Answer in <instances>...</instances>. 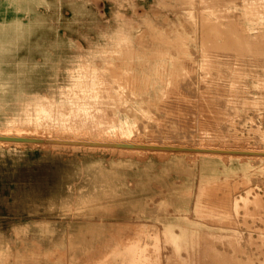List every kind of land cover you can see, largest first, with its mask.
Here are the masks:
<instances>
[{
  "label": "rangeland",
  "instance_id": "rangeland-1",
  "mask_svg": "<svg viewBox=\"0 0 264 264\" xmlns=\"http://www.w3.org/2000/svg\"><path fill=\"white\" fill-rule=\"evenodd\" d=\"M261 1L0 0V136L18 128L44 141L153 142L254 155L0 143V166L24 169L22 178L31 172L39 185L48 181L55 215L39 227L5 223L8 211L0 206V264H264V158H256L264 156ZM205 19L241 35L216 32ZM33 225L36 235L28 238ZM224 231L230 236L220 237Z\"/></svg>",
  "mask_w": 264,
  "mask_h": 264
},
{
  "label": "bare ground",
  "instance_id": "bare-ground-1",
  "mask_svg": "<svg viewBox=\"0 0 264 264\" xmlns=\"http://www.w3.org/2000/svg\"><path fill=\"white\" fill-rule=\"evenodd\" d=\"M189 1H190V0H189ZM191 1H192V0H191ZM226 1H227V0H226ZM237 1H238V0H237ZM260 1H261V0H260ZM151 2H152V1H151ZM161 2H162V1H161ZM183 2H184V1H183ZM228 2H229V1H228ZM228 2H227V3H228ZM253 2H254V0H253ZM255 2H256V1H255ZM184 3H185V2H184ZM186 3H187V2H186ZM188 3H190V2H188ZM213 3H214V2H212L211 4H213ZM216 3H218V2H216ZM221 3H222V2H221ZM229 3H230V5H231L232 2H229ZM240 3H241V2H240ZM261 3H262V1H261ZM261 3H260V5H261ZM232 4H233V3H232ZM185 5H186V4H185ZM221 5L223 6V4H221ZM237 5H238V2H237ZM239 5H240V4H239ZM239 5H238V6H239ZM246 5H248V4H246ZM252 5H253V3H252ZM183 6H184V4H183ZM188 6H189V5H188ZM195 6H196V5H195ZM213 6H216L215 9H219V8H217V7H218V4L213 5ZM219 6H220V5H219ZM222 6H221V7H222ZM232 6H233V5H232ZM234 6H235V5H234ZM157 7H158V6H157ZM221 7H220V10H219V11H221ZM199 8H201V6H200ZM225 8H226V7H225ZM241 8H242V7H241ZM244 8H245V7H244ZM201 9H202V8H201ZM201 9H200V10H201ZM127 10H128V9H127ZM158 10H160V9H158ZM197 10H198V9H197ZM197 10H195V11H197ZM200 10H199V11H200ZM242 10H243V9H242ZM215 11H217V10H215ZM215 11H213V13H214ZM219 11H218L217 13H219ZM180 12H181V11H180ZM245 12H246V11H245ZM258 12H259V10H258ZM260 12H261V11H260ZM199 13H200V12H199ZM209 13H211V12H209ZM217 13H216V14H217ZM247 13H248V12H247ZM162 14H163V13H162ZM165 14H166V13H165ZM165 14H163V15H165ZM190 14H191V13H190ZM190 14H189V15H190ZM192 14L194 15L193 12H192ZM200 14H201V13H200ZM200 14H199V15H200ZM207 14H208V13H207ZM216 14H215V15H216ZM253 14H254V13H253ZM166 15H167V14H166ZM187 15H188V14H187ZM196 15H197V14H196ZM213 15H214V14H213ZM217 15H218V14H217ZM219 15H220V13H219ZM240 15H241V14H240ZM200 16H201V15H200ZM211 16H212V13H211ZM223 16H224V15H223ZM238 16H239V15H238ZM134 17H135V15H134ZM152 17H153V16H152ZM195 17H196V16H195ZM195 17H194V18H195ZM201 17H202V16H201ZM201 17H200V20L202 21V18H201ZM221 17H222V16H221ZM247 17H248V15H247ZM186 18H187V17H186ZM135 19H136V18H135ZM198 19H199V18H198ZM209 19H210V18H209ZM220 19H221V18H220ZM228 19H229V18H228ZM241 19H242V17H241ZM248 19H249V18H246V20H248ZM195 20H196V19H195ZM203 20H204V18H203ZM205 20H206V19H205ZM188 21H189V19H188ZM206 21H207V20H206ZM206 21H205V22H206ZM250 21H251V19L248 20V22H250ZM255 21H256V20H255ZM205 22H204V23H205ZM208 22H209V20L207 21V23H208ZM213 22H215V21H213ZM213 22H212V23H213ZM231 22H232V21H231ZM242 22H243V21H242ZM253 22H254V20H253ZM141 23H142V22H141ZM207 23H206L205 25H207ZM212 23H211V24H212ZM216 23H217V21H216L215 23H213V24H216ZM229 23H230V21H229ZM195 24H196V23H195ZM201 24H202V23H201ZM209 24H210V23H208V25H209ZM219 25H220V26L223 25V27L226 26V25L223 24V23H222V24H217V26H219ZM224 25H225V26H224ZM143 26H144V25H143ZM209 26H210V25H209ZM209 26H208V27H209ZM213 26H215V25H212V26H210V27H213ZM217 26H216V27H217ZM201 27H205V26H202V25H201ZM210 27H209V28H210ZM216 27H213V28H216ZM233 27H234V26H233ZM235 27H236V26H235ZM145 28H146V27H145ZM147 28H148V26H147ZM218 28H221V27H217V29H218ZM186 29H187V28H186ZM196 29H197V28H196ZM199 29H200V28H199ZM211 29H212V28H211ZM221 29H222V28H221ZM225 29H226V28H224V31H222V30H221V31L224 33V32L226 31ZM230 29H231V25H230ZM203 30H204V29H203ZM213 30H214V29H213ZM218 30H219V29H218ZM238 30H239V29H238ZM149 31H150V30H149ZM204 31H207V30L205 29ZM221 31H220V30H219V31L216 30V32H220V33L222 34ZM227 31H228V30H227ZM227 31H226V32H227ZM231 31H234L233 28L231 29ZM199 32H200V31H199ZM209 32H210V29H209ZM209 32H208V33H209ZM213 32H214L216 35L218 34V33H216L215 31H213ZM213 32L211 31L212 34H211V33H210V34L213 35ZM229 32H230V31H229ZM229 32H227V33H229ZM203 33H204V32H203ZM206 33H207V32H206ZM208 33H207V34H208ZM227 33H225V34H227ZM230 33H231V32H230ZM230 33H229V34H230ZM235 33L237 34V32H235ZM235 33H231V34L236 35ZM247 33H248V32H247ZM151 34H153V33H151ZM155 34H156V33H155ZM215 34H214V36H215ZM225 34H223V36H224ZM231 34H230V35H231ZM239 34L241 35V32H240ZM239 34H237L236 38H239V37H238ZM178 35H179V33H178ZM211 35H210V36H211ZM227 35H228V34H227ZM227 35H225V37H226ZM258 35H259V37L261 36V34H258ZM157 36H158V35H157ZM148 37H149V36H148ZM177 37H178V36H177ZM181 37H182V36H181ZM202 37H203V36H202ZM208 37H209V36H208ZM208 37H207V38H208ZM212 37H213V36H212ZM212 37H211V38H212ZM215 37H216V39H217V36H215ZM215 37H214V40H215ZM228 37L230 38V41H232V40L234 39V36H231V37H230V36L228 35ZM240 37L243 38L244 36H243V37L240 36ZM255 37H256V36H255ZM255 37H252V38L255 39ZM261 37H262V36H261ZM152 38H153V37H152ZM178 38H179V37H178ZM218 38L221 39V36L219 37V35H218ZM229 38H228V40H229ZM249 38H251V37H248V39H249ZM252 38H251V39H252ZM256 38H257V37H256ZM263 38H264V37H263ZM203 39H204V37H203ZM231 39H232V40H231ZM246 39H247V38H246ZM260 39H262V38H259V41H262V40H260ZM158 40H159V39H158ZM160 40H161V39H160ZM165 40H166V39H165ZM210 40H213V38L210 39ZM222 40H223V39H222ZM222 40H221V41H222ZM243 40H245V39L240 40L241 43L243 42ZM156 41H157V40H156ZM166 41H167V40H166ZM173 41H174V40H173ZM183 41H186V40H183ZM223 41H225V39H224ZM249 41H250V40H249ZM249 41H248V42H249ZM255 41H256V40H255ZM263 41H264V40H263ZM157 42H158V41H157ZM160 42H161V41H160ZM176 42H177V41H176ZM176 42H175V43H176ZM203 42H204V41H203ZM203 42H201V43H203ZM209 42H210V41H209ZM215 42H216V41H214V43H215ZM226 42H227V41H226ZM245 42H246V41H245ZM245 42H243V45L245 44ZM248 42H247V43H248ZM252 42H253V40H252ZM257 42H258V41H257ZM207 43H208V42H207ZM210 43H212V42H210ZM210 43H209V44H210ZM224 43H225V42H223V45H225ZM230 43H231V42H229V44H230ZM232 43H233V45H235V43H236V39L233 40ZM249 43H250V42H249ZM263 43H264V42H263ZM157 44H158V43H157ZM160 44H161V43H160ZM165 44H166V43H165ZM181 44H182V43H181ZM205 44H206V43H205ZM212 44H213V43H212ZM212 44H211V45H212ZM216 44H217V42L214 44V46H215ZM126 45H127V44H126ZM171 45H172V44H171ZM179 45H180V44H179ZM198 45H199V44H198ZM211 45H210V46H211ZM219 45L221 46V44H219ZM219 45H217V46H219ZM223 45H222V46H223ZM236 45H237V44H236ZM241 45H242V44H241ZM241 45L238 44V46H235V47L241 48V47L243 46V45H242V46H241ZM246 45H247V44H245V47H246ZM134 46H135V45H134ZM142 46H143V45H142ZM165 46H166V45H165ZM175 46H176V44H175ZM182 46H184V45H182ZM182 46H181V48H182ZM214 46H213V47H214ZM226 46H228L227 48L229 49V52H232V51L234 50V48H235V47L232 46V45H226ZM226 46H225V47H226ZM231 46H232L233 48H232ZM240 46H241V47H240ZM176 47H177V46H176ZM176 47H175V48H176ZM203 47H204V46H203ZM207 47H209V46L206 45V48H207ZM215 47H216V46H215ZM229 47H231L233 50L231 51V50H230L231 48H229ZM251 47H252V46H251ZM261 47H263V46L261 45ZM166 48H167V47H166ZM172 48H173V46H172ZM175 48H174V50H175ZM220 48H221V51H224V52H225L226 49L223 50V49H224V46H223V49H222V47H220ZM178 49H179V48H178ZM178 49H177V50H178ZM183 49H184V48H182V50H183ZM185 49H186V48H185ZM209 49H211V47H210ZM247 49H248V47H247ZM253 49H255V48H253ZM262 49H264V48H262ZM182 50L180 49V52H181ZM215 50H217V47L215 48ZM215 50H213V51L216 52ZM235 50H236V49H235ZM243 50H246V49H243ZM259 50H260V49H258V51H259ZM156 51H157V50H156ZM183 51H185V50H183ZM183 51H182V52H183ZM202 51H203V50H202ZM204 51H205V50H204ZM236 51H237V50H236ZM239 51H240V49H239ZM239 51H237V52L239 53ZM247 51H249V50H247ZM247 51H246V53H248V54L251 53V52H247ZM252 51H253V50H252ZM256 51H257V50H256ZM260 51H261V50H260ZM167 52H168V49H167ZM185 52H186V51H185ZM217 52L221 53L220 50H218ZM217 52H216V54H217ZM227 52H228V50H226V53H227ZM229 52H228V53H229ZM233 52H234V51H233ZM241 52H242V51H241ZM154 53H155V52H154ZM159 53H160V52H159ZM164 53H165V52H164ZM189 53H190V52H189ZM206 53H207V52H206ZM208 53H209V52H208ZM222 53H223V52H222ZM226 53H223V54H224V55H227ZM244 53H245V51H244ZM244 53H241V54H244ZM246 53H245V54H246ZM260 53H261V52H260ZM262 53H263V52H262ZM209 54H210V53H209ZM209 54H208V55H209ZM216 54H215V55H216ZM223 54H222V57H221V58H224V57H223V56H224ZM229 54H230V53H229ZM241 54H239V55L237 54V55L240 56ZM245 54H244V55H245ZM252 54H253V53H252ZM252 54H251V55H252ZM254 54H255V56H256V55L258 56V54H256V53H254ZM254 54H253V55H254ZM157 55H158V54H157ZM192 55H193V54H192ZM194 55H195V54H194ZM219 55H220V54H219ZM234 55H235V52H234ZM234 55H232V56H234ZM244 55H242V56L244 57ZM253 55H252V56H253ZM125 56H127V55H125ZM155 56H156V55H155ZM181 56H182V55H181ZM181 56H180V58H182L184 55H183L182 57H181ZM210 56H211V55H210ZM229 56H230V55H229ZM246 56H247V55H246ZM246 56H245V58H247ZM249 56H250V55H249ZM252 56H250V57H252ZM260 56H261V54H260ZM153 57H154V56H152V58H153ZM190 57H191V56H190ZM205 57H206V56H205ZM216 57H217V56H216ZM219 57H220V56H219ZM225 57H226V56H225ZM227 57H228V56H227ZM227 57H226V58H227ZM236 57H237V56H236ZM243 57H242V58H243ZM262 57H264V54H263ZM262 57H261V58H262ZM113 58H114V57H113ZM147 58H148V57H146V59H147ZM149 58H150V57H149ZM154 58H156V57H154ZM157 58H158V57H157ZM183 58H185V57H183ZM186 58H187V56H186ZM212 58H213V56H212ZM212 58H211V61L213 60ZM214 58H215V57H214ZM217 58H218V57H217ZM217 58H216V59H217ZM239 58H240V57H239ZM253 58H254V56H253ZM253 58H252V59H253ZM255 58H256V57H255ZM129 59H130V58H129ZM129 59H128V60H129ZM193 59H194V58H193ZM203 59H204V58H203ZM216 59H214V60H216ZM227 59L231 60V58H227ZM232 59L235 61L236 58H233V57H232ZM243 59H244V58H243ZM248 59H250V58H248ZM248 59H247V60H248ZM252 59H251V60H252ZM258 59H259V58H257V60H258ZM262 59H264V58H262ZM150 60H151V59H150ZM153 60H154V59H153ZM175 60H176V59H175ZM182 60H183V59H182ZM182 60H181V62L183 63L184 60H183V61H182ZM185 60H186V59H185ZM209 60H210V59H209ZM209 60H208V62H209ZM217 60H219V59H217ZM224 60H225V59H224ZM224 60H222V62H223ZM253 60H254V59H253ZM255 60H256V59H255ZM257 60H256V61H257ZM178 61H179V60H177L176 62H178ZM188 61H189V60H188ZM237 61H238V59H237ZM239 61H240V60H239ZM242 61H243V60H242ZM242 61H241V62H242ZM245 61H246V60H245ZM249 61H250V60H249ZM260 61H261V59H260ZM263 61H264V60H263ZM165 62H166V61H165ZM184 62H185V61H184ZM208 62H207V63H208ZM216 62H217V61H216ZM220 62H221V61H220ZM220 62H219V64H220ZM222 62H221V63H222ZM246 62H247V61H246ZM261 62H262V61H261ZM170 63H171V62H170ZM182 63H181V64H182ZM186 63H187V61H186ZM190 63H191V61L187 64L188 67H189ZM209 63L211 64V62H209ZM209 63H208L207 65H205V66L210 65ZM212 63H214V61H213ZM223 63H225V62H223ZM223 63H222V64H223ZM243 63H244V62H243ZM248 63H249V62H247V64H248ZM250 63H251V62H250ZM257 63L261 64L260 62H257ZM263 63H264V62H262V65L264 66ZM171 64H172V67H173V64L175 65L174 62L171 63ZM178 64H179V66L181 65V64H180V61L178 62ZM214 64H217V63H214ZM222 64H221V65H222ZM225 64L228 65L229 63H225ZM238 64H239V62H238ZM238 64H237V65H238ZM240 64H241V63H240ZM244 64H246V63H244ZM252 64H253V62H252ZM255 64H256V63H255ZM115 65H116V64H114V66H115ZM129 65H130V64H129ZM234 65H235V64H234ZM242 65H243V64H242ZM250 65H251V64H250ZM190 66H191V65H190ZM201 66H204V64L201 65ZM201 66H200V67H201ZM211 66H213V65H211ZM215 66H216V65H215ZM219 66H220V65H218L217 67H219ZM244 66H245V65H244ZM247 66H248V65H247ZM247 66H246V67H247ZM251 66H253V65H251ZM256 66H258V65H256ZM260 66H261V65H260ZM116 67H117V66H116ZM130 67H131V66H130ZM163 67H165V69H166V66H163ZM184 67L187 68V66H184ZM191 67H194V66H191ZM200 67H199V68H200ZM221 67H222V66H221ZM238 67H239V65H238ZM241 67H242V66H241ZM253 67H254V66H253ZM182 68H183V67H182ZM204 68H205V67H204ZM208 68H209V66H208ZM219 68H220V67H219ZM219 68H216V70L219 69ZM249 68H250V67H249ZM251 68H252V67H251ZM257 68H259V67H257ZM118 69L121 70L120 68H118ZM180 69H181V67H180ZM200 69H201V68H200ZM210 69H211V68H210ZM210 69H209V70H210ZM222 69H223V68H222ZM224 69H227V66H226V68L224 67ZM232 69H233V68H232ZM254 69H255V68H254ZM260 69H261V68H260ZM263 69H264V68H263ZM110 70H111V69H110ZM116 70H117V69H116ZM116 70H115V71H116ZM119 70H118V71H119ZM202 70H203V67H202ZM204 70H205V69H204ZM204 70H203V72H204ZM220 70H221V69H220ZM85 71H86V70H85ZM111 71H113V70H111ZM180 71H181V70H180ZM180 71H178L179 74H180ZM198 71H199V70H198ZM222 71H223V70H222ZM238 71H239V70H238ZM81 72H82V71H81ZM162 72H163V71H162ZM206 72H208V71L206 70ZM241 72H242V71H241ZM110 73H111V72H110ZM172 73H173V72H172ZM176 73H177V72H176ZM181 73H182V71H181ZM233 73H234V72H233ZM248 73H249V72H248ZM115 74L117 75V73H115ZM121 74H122V73H121ZM153 74H154V73H153ZM184 74H185V73H184ZM223 74L225 75V73H223ZM235 74H236V73H235ZM240 74H241V73H240ZM107 76H108V75H107ZM112 76H113V75H112ZM119 76H120V77H119ZM119 76H117V77L122 78L120 74H119ZM132 76H133V74H132ZM174 76H176L175 73H174ZM177 76L179 77V75H177ZM177 76H176V78L174 77L176 80H178V79H177V78H178ZM180 76H181V75H180ZM202 76H203V75H202ZM252 76H253V75H252ZM82 77H83V76H82ZM98 77H99V76H98ZM98 77H97V78H98ZM109 77H111V75H110ZM142 77H143V76H142ZM159 77H160V76H159ZM198 77H199V76H198ZM203 77H204V76H203ZM225 77H226V76H225ZM254 77H255V76H254ZM78 78H79V77H78ZM92 78H93V77H92ZM97 78H96V79H97ZM100 78H102V77H99L98 79H100ZM114 78L116 79V77L113 76V79H114ZM123 78H124V77H123ZM126 78H129V77H126ZM126 78H125V79H126ZM200 78H201V77H200ZM221 78H222V77H221ZM221 78H220V79H221ZM258 78H259V77H258ZM103 79H104V78H103ZM110 79H111V78H110ZM142 79H143V78H142ZM158 79H159V78H158ZM171 79H172V77H171ZM179 79H180V78H179ZM212 79H213V78H212ZM212 79H211L210 81H212ZM216 79H217V78H216ZM220 79H219V80H220ZM227 79H228V78H227ZM262 79H263V78H262ZM118 80H119V79H118ZM120 80H121V79H120ZM120 80H119V81H120ZM123 80H124V79H123ZM123 80H122V81H123ZM126 80H127V79H126ZM129 80H130V79H128V81H129ZM134 80H135V78H134ZM134 80H133V82H134ZM147 80H148V79H147ZM160 80H161V79H160ZM190 80H191V79H190ZM219 80H218V81H219ZM223 80H226V79L223 78ZM237 80H239V79H237ZM104 81H106V80H104ZM161 81H162V80H161ZM169 81H170V80H169ZM174 81H175V80H174ZM204 81H205V80H204ZM221 81H222V80H220L219 82H221ZM229 81H230V80H229ZM229 81H228V82H229ZM232 81H233V80H232ZM258 81H259V80H258ZM262 81H263V80H262ZM262 81H260V83H261ZM74 82H75V81H74ZM113 82H114V81H113ZM113 82H112V83H113ZM125 82H126V81H125ZM131 82H132V81H130V83H131ZM163 82H165V81H163ZM170 82H171V81H170ZM172 82H173V81H172ZM172 82H171V83H172ZM176 82H177V81H176ZM176 82H173V83L178 84V83H176ZM198 82H200V81H198ZM201 82H202V80H201ZM213 82H214V79H213ZM224 82H225V81H224ZM226 82H227V80H226ZM230 82H231V81H230ZM101 83H102V82H101ZM127 83H128V82H127ZM136 83H137V82H136ZM205 83H206V82H205ZM208 83H209V82H208ZM210 83H211V82H210ZM222 83H223V82H222ZM122 84H124V83H122ZM144 84H145V83H144ZM147 84H148V83H147ZM175 84H174V85H175ZM214 84L216 85L217 82H215ZM219 84L221 85V83H219ZM219 84H217V85L219 86ZM225 84H226V83H225ZM229 84H231V83H229ZM86 85H87V84H86ZM131 85H133V84L131 83ZM135 85H136V84H135ZM138 85H139V84H138ZM206 85H207V83H206ZM208 85H209V84H208ZM208 85H207V86H208ZM210 85H212V84H210ZM210 85H209V88H210ZM215 85H213V86H215ZM217 85H216V88H217ZM226 85H227V84H226ZM226 85H225V86H226ZM232 85H233V83H232ZM234 85H235V84H234ZM238 85H239V84H238ZM240 85H242V84H240ZM258 85H259V84H258ZM260 85H261V84H260ZM122 86H123V85H122ZM125 86H126V85H125ZM125 86H124V88H125ZM147 86H148V85H147ZM178 86H180V85H178ZM204 86H205V85H204ZM204 86H203V87H204ZM221 86H222V85H221ZM256 86H257V85H256ZM261 86H262V85H261ZM114 87H115V86H114ZM152 87H153V86H152ZM170 87L172 88L173 86L170 85ZM174 87L176 88V86H174ZM231 87H232V86H231ZM233 87H234V86H233ZM235 87H236V86H235ZM239 87H241V86H239ZM263 87H264V85H263ZM116 88H117V87H116ZM127 88H128V87H127ZM132 88H133V86H132ZM171 88H170V90H171ZM212 88H213V87H212ZM216 88H214V89H216ZM220 88H223V87H220ZM225 88H226V87H225ZM225 88H223V89H225ZM227 88L230 89V87H227ZM245 88H246V87H245ZM105 89H107V87H106ZM135 89H136V86H135ZM172 89H173V88H172ZM177 89H178V87H177ZM223 89H222V90H223ZM229 89L227 90V92H229ZM233 89H234V88H232V91H233ZM262 89H263V88H262ZM126 90H127V89H126ZM128 90H129V88H128ZM173 90H174V89H173ZM204 90H205V89H204ZM209 90H211V88H210ZM219 90H220V89H219ZM222 90H221V91H222ZM239 90H240V89H239ZM67 91H68V90H67ZM103 91H104V90H103ZM103 91H102V92H103ZM168 91H169V88H168ZM175 91H176V90H175ZM175 91H174V93H177V91H176V92H175ZM179 91H180V88H179ZM216 91H217V90H216ZM230 91H231V90H230ZM236 91H237V90H236ZM142 92H143V91H142ZM145 92H146V91H145ZM170 92H171V91H170ZM182 92H183V91H182ZM182 92H181V93H182ZM224 92H225V91H224ZM234 92H235V90H234ZM204 93H206V92H204ZM209 93L211 94L212 92L209 91ZM213 93H214V92H213ZM239 93H240V92H239ZM242 93H243V92H242ZM242 93H241V94H242ZM245 93H247V92H245ZM102 94H103V93H102ZM171 94H173V93H171ZM171 94H169V95H171ZM215 94H216V92H215L214 95H213L214 97H216ZM221 94L223 95V93H221ZM237 94H238V92H237ZM180 95H181V94H180ZM180 95H179V93H178V97H179ZM198 95H199V94H198ZM222 95H219V97L222 96ZM235 95H236V94H235ZM235 95H234V96H235ZM244 95H245V94H244ZM80 96H81V95H80ZM80 96H79V97H80ZM89 96H90V95H89ZM173 96H174V95H173ZM175 96H177V95H175ZM211 96H212V95H211ZM223 96H224V95H223ZM226 96H227V95H226ZM237 96H239V94H238ZM100 97H101V96H100ZM171 97H172V96H171ZM181 97H182V95H181ZM209 97H210V96H208V98H209ZM214 97H213V98H214ZM217 97H218V95H217ZM69 98H70V97H69ZM103 98H104V97H103ZM130 98H131V97H130ZM160 98H161V97H160ZM179 98H180V97H179ZM213 98H212V99H213ZM220 98H221V97H220ZM242 98H243V96H242ZM242 98H241V99H242ZM114 99H115V98H114ZM175 99H176V98H175ZM222 99H223V98H222ZM222 99H221V100H222ZM235 99H236V98H235ZM177 100H181V99H177ZM209 100L211 101L210 98H209ZM213 100H215V99H213ZM216 100H217V102L219 103L218 99H216ZM221 100H220V101H221ZM224 100H225V99H224ZM224 100H222L221 102H223ZM51 101H52V100H51ZM38 102H39V101H38ZM164 102H166V101H164ZM175 102H176V101H175ZM208 102H209V101H208ZM214 102H215V101H214ZM221 102L219 103V105L221 104ZM225 102H226V101H225ZM230 102H231V101H230ZM248 102H250V101H246L247 104H248ZM101 103H102V102H101ZM110 103H111V102H110ZM172 103H173V102H172ZM215 103H216V102H215ZM215 103H213V104H215ZM240 103H241V102H240ZM244 103H245V102H244ZM244 103H243V104H244ZM77 104H78V103H77ZM92 104H93V103H92ZM163 104H167V103H163ZM173 104H174V103H173ZM223 104H224V103H223ZM247 104H246V105H247ZM257 104H258V103H257ZM33 105H34V104H33ZM167 105H168V104H167ZM167 105H166V108H167ZM216 105H217V104H216ZM216 105H214V106H216ZM224 105H225V104H224ZM228 105H229V104H228ZM259 105H260V104H259ZM98 106H99V105H98ZM162 106H164V105H162ZM171 106H172V105H171ZM226 106H227V104H226ZM226 106H225V107H226ZM261 106H262V105H261ZM47 107H48V104H47ZM93 107H94V106H93ZM100 107H101V106H100ZM116 107H117V106H116ZM146 107H147V106H146ZM247 107H248V105H247ZM159 108H160V107H159ZM228 108H229V106H228ZM244 108H245V106H244ZM146 109H150V108H146ZM40 110H41V109H40ZM101 110H102V109H101ZM37 111H38V110H37ZM103 111H105V110H103ZM103 111H102V112H103ZM110 112H112V111H110ZM33 113H34V111H33ZM51 113H52V112H51ZM90 113H91V112H90ZM90 113H89V114H90ZM99 113H100V112H99ZM104 114H105V113H104ZM111 116H112V115H111ZM70 117H71V116H70ZM51 118H52V117H51ZM84 118H85V117H84ZM105 119H107V118H105ZM111 119H112V118H111ZM114 120H115V118H114ZM154 120H155V119H154ZM66 121H67V120H66ZM159 121H160V120H159ZM11 122H12V121H11ZM94 122H95V121H94ZM110 122H111V121H110ZM110 122H109V123H110ZM152 122H153V121H152ZM48 123H49V122H48ZM92 123H93V122H92ZM155 123H156V122H155ZM10 124H11V123H10ZM158 124H160V123H158ZM13 125H14V124H13ZM73 125H74V124H73ZM80 125H81V123H80ZM23 126H24V125H23ZM25 126H26V125H25ZM65 126H66V125H65ZM79 127H80V126H79ZM89 127H90V126H89ZM54 128H55V127H54ZM86 128H87V127H86ZM136 128H137V127H136ZM12 129H13V128H12ZM10 130H11V129H10ZM86 130H87V129H86ZM103 130H104V129H103ZM27 131H28V130H27ZM94 131H95V129H94ZM97 131H98V130H97ZM106 131H107V129H106ZM5 132H6V131H5ZM5 132H2V133H5ZM8 132H9V131H8ZM14 132H15V133H13V134H15V135H8V133L6 132V134H3L2 136H4V137L12 136V137L25 138L24 136L21 135V133H20V131L18 130V128L14 129ZM22 132H23V131H22ZM25 132H26V131H25ZM25 132H24V133H25ZM28 133L30 134V132H28ZM32 133H33V132H32ZM36 133H37V132H36ZM36 133H35V134H36ZM95 133H96V131H95ZM115 133H116V132H115ZM166 133H167V132H166ZM26 134H27V133H26ZM39 134H40V133H39ZM41 134H43V133H41ZM97 134H98V133H97ZM167 134H168V133H167ZM36 135H37V134H36ZM40 136H41V135H40ZM40 136H39V135H37V136L34 135V136H30V137H31V138H35V139H38V138H41ZM48 136H49V135H48ZM168 136H169V135H168ZM117 137H118V136H117ZM42 138H43V136H42ZM69 138H70V137H69ZM53 139H54V138H53ZM65 139H67V138H65ZM71 139H72V138H71ZM39 140H40V139H39ZM83 140H84V139H83ZM150 140H151V139H150ZM45 141H46V140H45ZM69 141H70V140H69ZM80 141H81V140H80ZM102 141H105V140H101V141L98 140L97 142H102ZM126 141H127V140H126ZM138 141H139V140H138ZM87 142H88V141H87ZM105 142H106V141H105ZM150 142H151V141H150ZM0 143H3V144H9V143H11V142H0ZM113 143H114V142H113ZM118 143H119V144H120V143L136 144V145H138V144L146 145V144H147V143H145V142H144V143H141V142L136 143V142H132V141H131V142H123V141H120V142H118ZM158 143H159V142H158ZM16 144H21V143L16 142ZM31 144H35V143H31ZM170 144H171V143H170ZM147 145L157 146V145H161V144H153V142H152V143H149V144H147ZM43 146H44V145H43ZM163 146H173V145H166V144H164ZM87 147H88V146H87ZM178 147L185 148L184 146H179V145H178ZM92 148H93V147H92ZM95 148H96V147H95ZM194 148H195V149H201V150H207V151H212V150H215V149H216V148H214V147H212V148H208V147H203V146H202V147H196V146H194ZM194 148L192 147V148H189V149H194ZM45 149H46V148H45ZM117 149H118V148H117ZM118 150H119V151H120V150H122V151H126L127 153H128V152H132V153H133V152H138V151H139V152L151 151V152H153V153H157V152H158V153H160V154H161V153H162V154H163V153H165V154H166V153H170V152H168V151H164V150H157V151H154V150L139 149V148H138V149L120 148V149H118ZM216 150H222V149L219 148V149H216ZM230 150H232V151H238V149H231V148H230ZM230 150H229V151H230ZM250 150H251V149H250ZM250 150H248V151L239 150V152H242V151H243V152H249ZM252 150H253V149H252ZM227 151H228V150H227ZM258 151H259V150H258ZM186 153H187V152H186ZM189 153H190V152H189ZM189 153H188V154H189ZM253 153H254V152H253ZM262 153H264V152H262ZM179 154H180V153H179ZM191 154H193V155H195V154H200V155H203V156H212V155H221V156H222V154L214 153V152H212V153H210V152H194V153L191 152ZM223 155H224V154H223ZM229 155H230V154H229ZM231 155H234V156H241V157H242V156H243V157H244V156H246V157L254 156V155H251V154H249V155L231 154ZM231 155H230V156H231ZM197 156H198V155H197ZM224 156H225V155H224ZM226 156H227V155H226ZM234 156H233V157H234ZM218 157H219V156H218ZM257 157H262V158H264V156H261V155H260V156H256V158H257ZM236 158H237V157H236ZM261 160H262V159H261ZM202 161H203V160H202ZM198 162H199V161H198ZM262 163H263V162H262ZM144 184H145V183H144ZM156 201H157V200H156ZM81 203H82V202H81ZM246 203H247V202H246ZM255 203H256L258 206H260V205L258 204L257 201H255ZM244 205H245V204H244ZM250 206H251V204H250ZM245 207H247V205H246ZM252 207H253V205H252ZM193 209H194V211L196 210V203L194 204ZM257 209H259V208H257ZM259 210H260V209H259ZM197 211H199V210H197ZM246 211H248V210H246ZM258 212H259V211H258ZM258 212H255V211H254V213L259 214L260 212H259V213H258ZM263 212H264V211H263ZM196 217H197L198 219H199V218H200V219L206 218L205 216H198V215H196ZM207 217H208V216H207ZM263 219H264V217H263ZM219 236H220V237H223V238H226L227 236H230V234H228L227 231H224V232L219 233ZM162 238H163V237H162ZM159 244H161V242H160ZM157 245H158V244H157ZM158 246H159V245H158ZM153 251L155 252V250H153ZM156 251H157V249H156ZM189 251H190V250H189ZM138 252H139V250H138ZM138 252H137V253H138ZM151 252H152V250H151ZM141 253H142V252H141ZM153 255H154V253H153ZM153 255H150V257L153 256ZM156 255H157V253H156ZM165 255H166V254H165ZM188 255H189V254H188ZM136 256H138V255H135L134 258H136ZM146 256H147V255H146ZM147 258H148V257H147ZM141 259H142V258H141ZM141 259H140V260H141ZM152 259H153V258H152ZM137 260H138V259H137ZM137 260H136V261H137ZM150 260H151V259H150ZM153 260H155V259H153ZM139 262H140V261H139ZM142 262H143V261H142ZM142 262H140V263H142ZM147 262H148V261H147ZM151 262H152V261H151ZM153 262H154V261H153ZM135 263H136V262H135ZM155 263H156V262H155Z\"/></svg>",
  "mask_w": 264,
  "mask_h": 264
},
{
  "label": "crops",
  "instance_id": "crops-1",
  "mask_svg": "<svg viewBox=\"0 0 264 264\" xmlns=\"http://www.w3.org/2000/svg\"><path fill=\"white\" fill-rule=\"evenodd\" d=\"M32 169L28 168V170ZM22 172L24 169L0 166V206L8 211L6 217H1L2 220L8 218L9 220L5 223L36 222L34 225L38 227L42 226L43 222L54 220V208L50 207L54 202L50 201L49 196L51 185L48 181L47 183L42 181V184L39 185L36 179L33 181L34 178L30 176L31 172L27 173L29 176L22 178ZM12 208H16V210L13 211ZM9 209L11 210L9 211ZM8 216L13 217L10 219ZM34 225L30 234H27L28 238L36 235Z\"/></svg>",
  "mask_w": 264,
  "mask_h": 264
},
{
  "label": "water",
  "instance_id": "water-1",
  "mask_svg": "<svg viewBox=\"0 0 264 264\" xmlns=\"http://www.w3.org/2000/svg\"><path fill=\"white\" fill-rule=\"evenodd\" d=\"M0 142H18V143H23V144H28V143H39V144H57V145H76V146H93V147H110V148H130V149H148V150H164V151H170V152H175V151H182V152H216V153H228V154H242V155H249L251 154L246 153V152H239V151H230V152H225V151H220V150H212V151H207V150H201V149H189V148H182V147H172V146H162V145H157V146H152V145H142V144H126V143H105V142H77V141H58V140H39L35 138H19V137H4L0 136Z\"/></svg>",
  "mask_w": 264,
  "mask_h": 264
}]
</instances>
